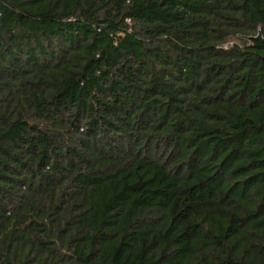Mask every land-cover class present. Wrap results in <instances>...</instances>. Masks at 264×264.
<instances>
[{
	"label": "trees",
	"instance_id": "obj_1",
	"mask_svg": "<svg viewBox=\"0 0 264 264\" xmlns=\"http://www.w3.org/2000/svg\"><path fill=\"white\" fill-rule=\"evenodd\" d=\"M0 264H264V0H0Z\"/></svg>",
	"mask_w": 264,
	"mask_h": 264
}]
</instances>
